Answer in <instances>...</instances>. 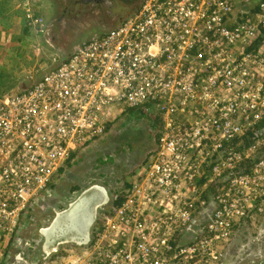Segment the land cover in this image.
Listing matches in <instances>:
<instances>
[{"label":"built area","instance_id":"1","mask_svg":"<svg viewBox=\"0 0 264 264\" xmlns=\"http://www.w3.org/2000/svg\"><path fill=\"white\" fill-rule=\"evenodd\" d=\"M22 2L41 35L45 18ZM128 109L154 116L153 148L88 237L42 244V264L220 263L235 224L264 214V0H141L0 95V258L72 155Z\"/></svg>","mask_w":264,"mask_h":264},{"label":"rangeland","instance_id":"2","mask_svg":"<svg viewBox=\"0 0 264 264\" xmlns=\"http://www.w3.org/2000/svg\"><path fill=\"white\" fill-rule=\"evenodd\" d=\"M31 1L35 7H39V14L45 18L46 22H52L51 30L46 29L39 36L28 33L26 36V40L28 39L26 42L29 43L28 47L24 43L22 44V41H19V36L16 37L10 32L5 34L3 39H0V59L4 64L0 67V81H10L8 83H11L12 79H5V77L8 75H11L10 77L16 76L20 71H23L22 75L28 78H31V75H42L47 69L54 67L59 60L67 57L76 44L88 39L94 33L108 31L120 22L117 24L107 22L101 25L99 20L97 21L90 14H87L86 17L74 14L77 18L73 21L70 19L72 14H68L62 19L59 10H57V0ZM128 1L132 2L133 0ZM24 28L28 31L26 22L22 23L21 31L23 34ZM20 37L22 38L23 35ZM0 38L2 37L0 36ZM14 41L15 43H13ZM5 46V49L13 48H11V51H7L4 50ZM19 48L22 49L23 53L17 50ZM17 58L20 60L19 62H17ZM18 65L22 67H17ZM49 65L51 66L46 68ZM4 82L0 86L7 84ZM110 126L102 137L75 152L74 157L66 163L60 175L55 179L51 196L44 198L31 211V214L33 212V215L37 214L38 216L45 214L41 213L43 209L49 212L47 216H44V219L45 217L49 219L41 229L50 224L56 212L67 209L70 202L80 197L85 198V213L87 215L91 213L94 206L100 204L103 199L102 192L96 187L103 188L107 196L105 206L102 205L96 212L98 213L102 208L109 209L114 202V195L132 181L131 173L133 174V172L131 169L135 165L137 166L133 169L140 166L142 160L154 146L155 118L153 115H145L140 109H133L131 112H125L118 116ZM91 192V196L86 197L85 193ZM53 206L54 208H52ZM75 219L78 221V217ZM53 225L51 226L53 227ZM74 226L68 227L70 231L67 234L69 236H77V233L82 231H76L79 226ZM39 239L41 243L42 238L39 237ZM34 247L33 245L25 247L29 252V259L26 258L27 261L34 260L33 258L37 253ZM62 248L66 254L67 251L72 250V244L60 245L59 249ZM41 253V251L37 253L39 254L37 264H42ZM63 255L62 253L56 254V261L61 262Z\"/></svg>","mask_w":264,"mask_h":264},{"label":"crops","instance_id":"3","mask_svg":"<svg viewBox=\"0 0 264 264\" xmlns=\"http://www.w3.org/2000/svg\"><path fill=\"white\" fill-rule=\"evenodd\" d=\"M22 1L23 0H0V36L2 37L0 39L2 40L4 35L10 32L16 37L19 36V41H22V44L24 43L26 47H28L29 43L26 42L28 40H26V36L28 33H32L29 31V29L27 31L26 28L23 29L24 34L21 31L22 23H25L24 9L21 6V3H23ZM35 8L39 12V7ZM22 35L23 37L21 38L20 36ZM13 43H15V41ZM5 48L6 46L4 47V50L11 51V48L13 47H9L8 49ZM17 50L20 51V53H23L21 48ZM31 55L34 57L33 54ZM20 59L22 60V58ZM16 60L17 62L20 61L18 58ZM0 62V67H2L4 64H2L1 59ZM50 66L51 65L46 68H49ZM17 67L22 66L18 65ZM22 73L23 71H20L16 74V76L13 75L10 77L11 75H8L5 77V79H12V81L11 83H8L10 81H5L7 84L5 86H0V95L3 93L20 91L29 88L41 76V74L36 76L31 75V78H28L27 76L22 75ZM3 82V80L0 81V84ZM145 159L146 157L142 160V162H144ZM135 166H133V168ZM133 168L131 169L132 172L135 170ZM41 201L38 200L37 202H33L30 210L24 213L18 231L21 244L10 243L9 247L5 250V252L2 254V257L0 258V264H37V261L39 260V254L37 253L39 251L42 252V242L44 239L41 227L46 225L45 223L49 218L45 217L44 219V216H47V213L49 212L43 209L41 213L45 214L38 216L37 214L33 215V212L31 214V211ZM52 208H54V206ZM213 208L214 204L211 202L205 211L199 213L196 217L197 224L206 221ZM39 237L42 238L41 243ZM189 239L190 233L184 232V234L180 237V242L186 243L189 241ZM25 242L28 244L26 245ZM22 244L26 248L28 246L31 247L32 245L35 246L34 250H36L37 253L33 258L34 260L31 262L29 260V262L27 261V259H29V252L25 247L22 246ZM18 254H20L24 261L17 260L16 255ZM217 264H264V214H255L252 217H245L235 224L233 234L225 246L224 255L220 263Z\"/></svg>","mask_w":264,"mask_h":264},{"label":"flooded vegetation","instance_id":"4","mask_svg":"<svg viewBox=\"0 0 264 264\" xmlns=\"http://www.w3.org/2000/svg\"><path fill=\"white\" fill-rule=\"evenodd\" d=\"M57 1H58L57 10H59L61 14L60 18L64 19L66 16L64 13L66 12L72 14V16H70L71 20L77 18L74 14L81 15L82 17L84 16L86 17L87 14H90L91 16H93V18L95 17L97 21L99 20L101 25H104L107 22L112 24H117L119 21L125 18L126 15H128L133 10H135L141 2V0H133L132 2L128 0H122L123 2L121 0H57ZM51 27H52V22H48L46 29L51 30ZM89 194H92V192L87 194L85 193L86 197ZM104 203L106 204V201L104 202L102 199V202L94 206V209H92L91 213H88V217L90 216L93 219V221L88 227L85 226L86 230L83 229L80 233H77V236H69L67 234V232L70 231L68 227L62 226L59 227V229L56 228L54 229L53 232H50L48 234V237L46 239H43L42 244L47 245L49 247H54L57 246L59 242L62 241L63 239H68L69 242H73L76 239L84 237L86 234L89 235L91 226L98 214L96 211L102 205L105 206Z\"/></svg>","mask_w":264,"mask_h":264},{"label":"bare ground","instance_id":"5","mask_svg":"<svg viewBox=\"0 0 264 264\" xmlns=\"http://www.w3.org/2000/svg\"><path fill=\"white\" fill-rule=\"evenodd\" d=\"M96 188H98L101 192H102V194H103V201L105 202V201H107V196H106V192H105V190L102 188L101 189V187H96ZM89 190V189H88ZM83 195V194H82ZM89 195H91V194H89ZM82 198V197H81ZM83 199V198H82ZM82 199H79V201L78 202H75L72 206H71V208L68 210V211H66L65 213H64V215L59 219V221L57 220L56 221V223H54V225H53V227H58V225L60 226V225H62V226H67V227H69V226H72V227H75L74 225H78L79 224V227L81 228L83 225L84 226H86V227H88L89 225H90V219H91V217L89 216H87L86 217V213H85V211H83V210H79V207H80V202L82 201ZM84 201V200H83ZM98 201V200H97ZM81 203H83V202H81ZM84 208H85V206H84ZM82 212V213H81ZM81 213V214H80ZM78 214H80V215H78ZM82 215H84L83 217L85 218H82L81 216ZM76 217H78V221L75 219ZM81 217V218H80ZM85 221V222H84ZM55 222V221H54ZM78 222H81V223H78ZM53 227L51 226V228H46L48 231L49 230H52L53 229ZM81 230H83V228H81ZM86 230V229H85ZM87 235V234H86ZM58 241H59V239H58ZM56 242V241H55Z\"/></svg>","mask_w":264,"mask_h":264},{"label":"water","instance_id":"6","mask_svg":"<svg viewBox=\"0 0 264 264\" xmlns=\"http://www.w3.org/2000/svg\"><path fill=\"white\" fill-rule=\"evenodd\" d=\"M79 199H82L81 197L80 198H78L77 200H75V201H73V202H70V204L68 205V208L67 209H64L63 211H60V212H56V214H55V217L52 219V221L50 222V224L47 226V227H45V228H43V230H42V234H43V238L44 239H46L47 237H48V234L50 233V232H53L54 231V229H59V227H62V225H58V227L56 226V227H54V229H52V230H47L49 227H51V225H53L54 223H56V221L58 220L59 221V219L64 215V213L66 212V211H68L70 208H71V206L75 203V202H78L79 201ZM84 199H82V201L81 202H83V203H81L80 202V207H79V210H83V211H85V208H84V201H83ZM82 213V212H81ZM80 213V214H81ZM80 214H78V215H80ZM84 215H82L81 217L82 218H84L83 217ZM88 215L86 214V217H87ZM80 217V218H81ZM85 219V218H84ZM55 221V222H54ZM92 221H93V219H92ZM92 221H91V223H92ZM85 222V221H84ZM78 226H79V224H78ZM47 228V229H46ZM76 228H77V226H76ZM82 228L83 229H85V226L83 225L82 226ZM79 230H81V228L80 227H78L77 229H76V231H78V232H80ZM88 237V234L87 235H85L83 238H87ZM68 240V239H67Z\"/></svg>","mask_w":264,"mask_h":264},{"label":"trees","instance_id":"7","mask_svg":"<svg viewBox=\"0 0 264 264\" xmlns=\"http://www.w3.org/2000/svg\"><path fill=\"white\" fill-rule=\"evenodd\" d=\"M64 14L67 16V15L70 14V13H67V12H66V13H64ZM79 16H80V15H79ZM73 20H74V19H72V21H73ZM75 20H76V19H75ZM65 58H66V57H64V58H62V59H65ZM62 59H61V60H62ZM132 110H133V109H128L126 112H131ZM263 124H264V121H263L262 125H263ZM109 127H110V125L107 126V130H108ZM245 143L247 144L248 141H246ZM74 155H75V153L72 155V158L74 157ZM114 203L116 204V203H118V201H114Z\"/></svg>","mask_w":264,"mask_h":264}]
</instances>
